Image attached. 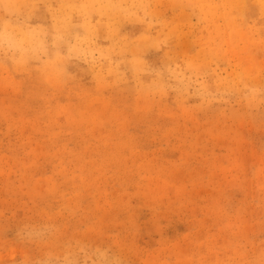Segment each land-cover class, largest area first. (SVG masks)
I'll list each match as a JSON object with an SVG mask.
<instances>
[{"label": "rangeland", "instance_id": "obj_1", "mask_svg": "<svg viewBox=\"0 0 264 264\" xmlns=\"http://www.w3.org/2000/svg\"><path fill=\"white\" fill-rule=\"evenodd\" d=\"M0 264H264V0H0Z\"/></svg>", "mask_w": 264, "mask_h": 264}]
</instances>
